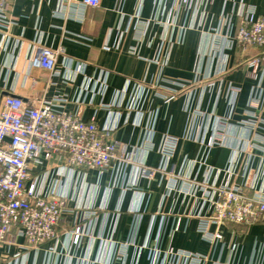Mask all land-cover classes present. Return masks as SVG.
I'll list each match as a JSON object with an SVG mask.
<instances>
[{
	"label": "crops",
	"instance_id": "1",
	"mask_svg": "<svg viewBox=\"0 0 264 264\" xmlns=\"http://www.w3.org/2000/svg\"><path fill=\"white\" fill-rule=\"evenodd\" d=\"M251 11L264 17V0H100L87 8L82 0H11L10 36L0 33V101L63 98L66 111L101 129L118 125L112 139L133 157L102 172L66 167L59 157L35 165L42 190L63 195L68 212L58 238L36 249H23L14 229L0 246V264H169L179 250L223 264H264V222L221 226L215 247L198 230L211 212L200 189L206 180L245 181L241 123L264 121V66L249 65L261 51L228 46ZM41 47L59 53L58 75L30 67ZM222 121L225 143L209 147ZM166 136L180 139L170 165L175 190L161 174H141L158 168ZM262 167L254 157L248 194L264 187ZM190 183L194 192L180 190ZM76 227L83 231L77 245Z\"/></svg>",
	"mask_w": 264,
	"mask_h": 264
},
{
	"label": "built area",
	"instance_id": "2",
	"mask_svg": "<svg viewBox=\"0 0 264 264\" xmlns=\"http://www.w3.org/2000/svg\"><path fill=\"white\" fill-rule=\"evenodd\" d=\"M177 1L186 5L197 0ZM82 5L84 8L98 7L100 0H82ZM10 11L11 0H0V33L5 38L10 36L13 25ZM231 45L244 52L252 48L260 49L261 52L249 61V65L264 66V17L249 12L241 20L228 46ZM58 54L41 47L32 57L30 67L58 75ZM83 66L78 63L75 71L81 72ZM172 94L169 98L175 95ZM262 97V90L257 89L254 107H261ZM65 103L63 98H38L26 102L15 95L4 96L0 101V246L7 242L14 229L25 240V250L36 249L58 238L57 227L68 212L66 200L61 194H47L42 190L33 176L35 165L59 157L66 167L102 172L115 161L132 160L133 153H128L126 147L112 139L118 125L101 129L96 119L86 120L79 114L66 111ZM258 118L254 116L241 123V128L246 130L242 150L248 155L243 174L245 181L240 184L226 181L217 186L206 180L200 189L203 199L211 205V212L201 218L198 230L213 247L223 240L221 226L246 227L264 222V187L252 194L246 191L247 187H253L248 179L255 173L251 168L254 157L260 158V166L263 164V167L257 172L260 170L264 175V121L258 122ZM227 126V121L221 122L220 138L209 139V147L225 143ZM179 141L177 137L166 136L160 148L161 163L158 168H143L141 174L147 178L161 174L166 177L169 190L177 189L179 179L170 165ZM180 190L190 194L194 192V185L187 184ZM212 226L216 230H212ZM82 235V228L76 227L72 232L73 244L77 245ZM168 256L169 264H223L207 255L184 250Z\"/></svg>",
	"mask_w": 264,
	"mask_h": 264
},
{
	"label": "rangeland",
	"instance_id": "3",
	"mask_svg": "<svg viewBox=\"0 0 264 264\" xmlns=\"http://www.w3.org/2000/svg\"><path fill=\"white\" fill-rule=\"evenodd\" d=\"M258 122H261V121H258ZM193 253V252H192ZM207 256H209L211 259H213L210 255H207ZM213 261H215V260H213Z\"/></svg>",
	"mask_w": 264,
	"mask_h": 264
}]
</instances>
